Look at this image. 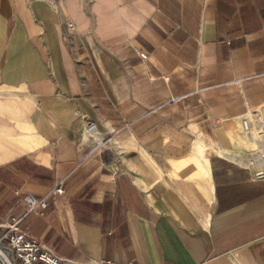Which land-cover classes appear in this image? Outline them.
<instances>
[{
  "label": "crops",
  "instance_id": "1",
  "mask_svg": "<svg viewBox=\"0 0 264 264\" xmlns=\"http://www.w3.org/2000/svg\"><path fill=\"white\" fill-rule=\"evenodd\" d=\"M248 111L264 0H0V222L61 183L22 229L65 258L264 264Z\"/></svg>",
  "mask_w": 264,
  "mask_h": 264
},
{
  "label": "built area",
  "instance_id": "2",
  "mask_svg": "<svg viewBox=\"0 0 264 264\" xmlns=\"http://www.w3.org/2000/svg\"><path fill=\"white\" fill-rule=\"evenodd\" d=\"M70 25L74 27L72 21ZM140 54L148 57L144 51ZM240 127L242 137L249 142L239 156L241 162L253 172L256 178H264V114L258 111L246 112L242 115ZM88 129L97 137L99 144L103 142L96 122H89ZM62 192L64 187L61 183L46 195L38 196L28 192L24 212L11 215L7 220L0 222L3 227L0 233V264H79L74 259L61 256L45 242L29 236L22 229V221L27 214L43 212L48 208L51 198L56 193Z\"/></svg>",
  "mask_w": 264,
  "mask_h": 264
},
{
  "label": "rangeland",
  "instance_id": "3",
  "mask_svg": "<svg viewBox=\"0 0 264 264\" xmlns=\"http://www.w3.org/2000/svg\"><path fill=\"white\" fill-rule=\"evenodd\" d=\"M89 122H91V121H89ZM89 122H88V124H89ZM92 122H94V121H92ZM95 122H96V121H95ZM95 122H94V123H95ZM96 124H97V122H96ZM87 128H88V125H87ZM88 130H89V129H88ZM97 130H98V132H100L99 129H98V125H97ZM91 133H92V132H91ZM92 136H93V138L95 139V146H94V147H95V148H94L95 151H96L97 149H104V150H106V151H111L113 147L116 148V149L123 150V146H121V144L105 145L106 143H108V142L110 141L111 136H110V137H105V135H103L102 132H100V136L103 138V142L100 143V144H99V141H98L97 137H95L93 133H92ZM248 144H249V143H248ZM252 175L254 176L253 172H252ZM254 177H255V176H254Z\"/></svg>",
  "mask_w": 264,
  "mask_h": 264
}]
</instances>
